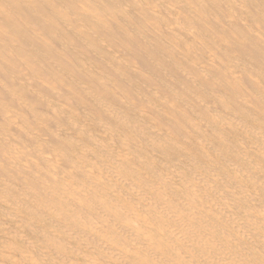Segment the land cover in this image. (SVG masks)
<instances>
[{
	"label": "bare ground",
	"instance_id": "bare-ground-1",
	"mask_svg": "<svg viewBox=\"0 0 264 264\" xmlns=\"http://www.w3.org/2000/svg\"><path fill=\"white\" fill-rule=\"evenodd\" d=\"M0 264H264V0H0Z\"/></svg>",
	"mask_w": 264,
	"mask_h": 264
}]
</instances>
